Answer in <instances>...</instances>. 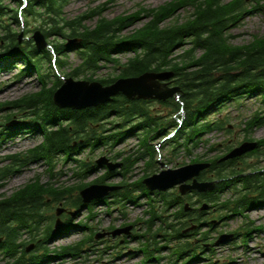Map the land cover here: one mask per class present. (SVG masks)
I'll list each match as a JSON object with an SVG mask.
<instances>
[{
    "label": "trees",
    "instance_id": "1",
    "mask_svg": "<svg viewBox=\"0 0 264 264\" xmlns=\"http://www.w3.org/2000/svg\"><path fill=\"white\" fill-rule=\"evenodd\" d=\"M68 1L0 0V68H7L16 60H21L25 68L18 76L24 72H32L39 82L36 91L1 103L0 110L8 107L15 111L22 117L15 125L29 127L41 138L37 145L24 153L8 156L11 163L0 169V180L18 172L29 161H44L53 170L60 159L74 165V176L85 177L99 166L93 161L80 158L84 150L88 149L92 154L96 149L113 146L136 132L140 139L137 155L123 160L122 174H126L137 161L146 157L148 170L156 162L155 151L151 145L154 136L166 137L170 131H174L171 140L167 142L171 152L176 154L182 150L189 153L199 144L202 135L215 130L230 132L227 119H222L220 115L211 119V115L220 113L227 104L240 103L241 100L253 97L264 103V31L253 34L247 43L241 45L231 42L233 35L230 32L248 14L258 13L264 23V0H171L151 9L140 8L136 15H121L112 19L101 16L98 10L68 19L65 14ZM114 1L116 0L108 2ZM182 10H186V15H181ZM141 14L144 16L140 18ZM97 15L100 17L95 25L85 24L88 19ZM136 19L145 21L140 27L124 34L126 28L129 29ZM29 20L39 22L35 30H41L48 45L38 48L31 39L19 41V33L13 26H25V34H28L31 31L28 28ZM53 38L55 42H51ZM75 38L80 39L77 44H67L68 39ZM69 49L76 50L79 62L75 66L68 62ZM125 52H131L132 55L126 61H121L119 55ZM51 61L58 68L55 74L48 72L51 67L47 63ZM109 64L113 65L115 74L94 78L100 69ZM162 70H172L174 75L171 82L180 88L178 99L172 96L159 101L169 110L166 115L154 113L150 100H130L121 94L106 103L78 110L58 108L52 100L54 90L68 76L97 80L107 85L119 77ZM12 117L14 115L10 113L6 119L10 120ZM112 118L121 122L120 128L114 132H111L113 127H107L113 124ZM263 123L264 117H259V113L255 112L245 123L244 130L250 134L253 126ZM250 138L249 135L244 137ZM259 144L264 156V138L259 140ZM230 147L226 143L222 145L223 149ZM215 148H218L217 144L211 145L210 149ZM259 156L256 155L257 158ZM200 160L202 158L197 157L191 162ZM207 161L211 163L208 171L213 172L216 178L228 168L231 175L238 172L235 159L219 162L218 157H214ZM243 166L245 170L250 162L245 161ZM117 173L106 170L104 175L92 182L105 183ZM236 181L241 182L242 186L231 187V194L223 201L222 193H217L220 182L213 191L202 195V200L219 212V218L245 215L248 209L264 205L263 177H256L253 185L258 188V193H251L252 180L249 174L238 175L234 179ZM86 185L87 183L56 186L52 182L41 183L39 177H36L11 195L1 197L0 264H40L44 259L53 256L52 253L61 257L78 258L84 252L90 251L89 247L94 246V229L90 236L75 243L54 248L48 246L54 237V204L59 202L68 209H75L76 217L83 209L92 217L93 205L101 202L111 206L122 201H135L138 197L133 192L139 189L141 195L148 196L151 201V209L146 211L150 214L146 221L150 238L141 247L146 255V260L141 264L152 260L154 252L164 248L157 246L159 232L165 231L161 234L166 242L184 237L206 241L214 227L211 218L203 217V213H186L183 205L186 199L178 192L154 193L164 203L162 212L159 213L153 205L155 200L150 197L151 193L143 185L142 179L130 184L122 182L121 189L113 191L104 200L88 205L82 202L78 193ZM173 208V212L169 213ZM215 214L213 218L217 217ZM65 217L60 234L85 225L73 223L76 217ZM156 220H160L161 226L151 234ZM192 224H197L196 229L189 234H183L182 229ZM241 229L247 239L257 228L252 222H247ZM169 230L170 233L166 232ZM24 232L36 243L35 250L41 249L42 254H27L26 242L21 241ZM234 234L237 235L235 231ZM141 237H145V234L135 238ZM208 244L215 245L213 242ZM151 245L156 246L151 248ZM203 247L202 245L201 248ZM189 253L192 259L199 255L189 242L180 243L172 249L176 260Z\"/></svg>",
    "mask_w": 264,
    "mask_h": 264
},
{
    "label": "rangeland",
    "instance_id": "2",
    "mask_svg": "<svg viewBox=\"0 0 264 264\" xmlns=\"http://www.w3.org/2000/svg\"><path fill=\"white\" fill-rule=\"evenodd\" d=\"M108 1L109 0H69L68 5L65 8L66 17L72 19L78 15L98 10L100 11L101 16L107 19H112L121 15H136L140 8L151 9L171 0ZM180 13L181 15H186V10H182ZM143 16L144 14H141L140 18ZM99 17L100 15H97L95 18L88 19L85 24L87 26H93L96 24ZM135 21L136 22L132 24L129 29L126 28L124 34L128 33L133 28L140 27L145 20L136 19ZM38 25L39 22H30L28 28L31 31L28 32V34H25V31L27 30L25 26L13 27L19 35L22 33L21 42L27 39H31V42H33L31 36L33 30H35ZM263 31L264 23L262 22L260 15L258 13L248 14L243 20H241L239 25L235 26L230 31L233 35L231 42L237 45L245 44L251 39L253 34H261ZM53 40L54 38L51 39V42H53ZM64 41H66V39ZM67 55L69 64L75 66L79 62L76 56V50H67ZM131 55V52H125L120 54L119 57L121 58V61H126ZM47 66L51 67L48 69L49 73L51 72L52 74H55L58 72V68L53 66L52 61L48 62ZM112 67V64L104 66L98 71L94 78L106 77L110 73L115 74ZM23 68H25V64L21 60H16L7 68H0V104L38 89L39 82L34 73L24 72L21 76H18ZM65 72L67 71L65 70ZM171 85L174 84L172 83ZM150 101L152 102L150 105L154 113H164L163 115L168 114L169 110L165 109L159 101ZM255 112L259 113V117H264V103H262V100L255 99V97L241 100L240 103L232 102L227 104L220 113L211 115V119H216L218 115H220L222 119H227V125L230 132L215 130L202 135L199 139V144L196 147H193L189 153L182 150L176 154L171 152V148L167 142L171 140L174 132L173 134H167L166 137L154 136L151 140V145L155 151L156 162L148 170H146V162L148 161V157H146L145 159L137 161L133 167L126 172V174H122V167L117 171H114L115 173H118L111 178H108L105 183H134L143 177L158 173L162 169L160 163L166 165L164 169H173L192 163L191 160L193 158L201 157L202 160H207L220 156L222 154L223 144L226 143L229 146H234L240 143L247 135L253 139L264 138V123L253 126L250 130V134L244 130L246 127L245 123L249 121ZM10 113L14 115V117H12L11 120H7L6 117ZM167 117L169 116L167 115ZM21 118L20 115L15 111L10 110L8 107L0 110V169L11 163L8 156L24 153L26 150L37 145L41 140L40 136L29 127H23L20 125L7 127V124L10 121ZM111 122L113 123L112 125H107L109 128L113 127L111 132L120 128L121 122L118 119L112 118ZM137 133L138 132L121 139L119 142L113 144V146L97 149L93 154L86 149L80 155V158L89 162H94L95 159L104 155L110 159L116 158V160L113 161L123 162L128 156L137 155L136 149L138 148L140 140ZM214 144H218L219 147L210 149L211 145ZM246 161L250 162L248 159ZM257 161L258 160H256V162ZM73 167L74 165L70 161L64 162L62 159L55 164L53 170H50L48 164L44 161H29V163L18 172L0 180V183H2V186L0 187V198L11 195L30 181H33L36 177H39L41 183L52 182L56 186H74L79 183H91L95 179L104 175L106 171L105 168H97L87 173L85 177H76L73 174ZM174 191V189H171L165 193H174ZM133 193L138 197L134 202L123 201L122 205L111 204L110 207L106 204H97L93 207L92 217H90L87 210L81 212L78 218L73 216L72 218L76 217L73 223H83L85 225L52 238L48 246L54 248L75 243L84 237L90 236L93 229L95 233H101L103 231L132 225L133 227L129 236L119 234L115 237L103 236L94 238V246L89 247V245H87L86 248L89 247L90 251L84 252L81 257H61L60 255L52 253L53 256L44 259L40 264H141L144 262L146 260V255L141 251V247L148 242L146 239L150 238L146 224V221L150 218V214L146 213V211L150 209L149 197L142 196L139 189H136ZM229 195L230 193H226L222 196V199H227ZM151 197L156 200L153 204L156 205V210L161 213L164 203L160 196L151 195ZM110 200L114 199L112 198ZM59 203L54 204V210L56 207L63 206L61 205L62 202ZM171 212H173V210L169 213ZM65 216V213L61 216L64 221L66 218ZM247 222H252L254 226H264V208L263 210L246 212L245 215H237L215 224L208 234L209 239L206 241H197L193 237H184L180 240L166 242L163 239V234H161L165 231H161L158 233L156 242L157 246H163L164 248H161V251L159 252H154L152 260L143 264H264V230H254L246 239L240 228ZM154 223L155 224L150 232L151 234L156 232L161 226L160 220H156ZM111 226L114 228L111 229ZM61 230H63V228ZM234 231L237 233L234 239L225 243H217L213 246L208 244L212 242L214 244L221 234ZM166 232L170 233L171 230ZM141 234H145V237L138 239L135 238ZM21 241L26 242L25 247L31 243H35L29 239V235L26 232L23 233ZM186 242L192 244L196 249V252L199 254L198 257L193 260L189 257L191 256L189 253L176 260V257L172 255V249L176 245ZM202 245L204 246L203 248H201ZM154 246L151 245V248ZM35 249L36 248L33 246L31 251L27 252V254L36 252H38L37 254L43 253L41 249L38 251ZM1 255L2 254L0 253V257Z\"/></svg>",
    "mask_w": 264,
    "mask_h": 264
},
{
    "label": "water",
    "instance_id": "3",
    "mask_svg": "<svg viewBox=\"0 0 264 264\" xmlns=\"http://www.w3.org/2000/svg\"><path fill=\"white\" fill-rule=\"evenodd\" d=\"M22 33L19 35L21 42ZM32 39L36 47L42 48L47 45L45 37L40 30H35ZM80 41L79 38L68 39V45H75ZM174 73L172 70L146 71L136 76L119 77L111 84L103 85L99 81H89L84 79H75L67 77L64 82L54 91L53 103L60 108L83 109L86 107L97 106L110 101L114 96L121 94L127 99H156L165 100L176 95L180 88L171 85V79ZM15 122H9L12 125ZM256 141H244L240 145L231 149L221 160L242 156L243 154L255 149ZM100 167L105 166L109 171L115 170L122 165L121 162H112L107 157L101 156L95 160ZM209 162H195L186 164L177 168H166L160 170L143 179V184L149 191H166L178 186L181 194L192 190L204 192L214 188L213 181H199L197 177L200 172L209 167ZM165 164L161 163V167ZM190 181V182H188ZM120 189L119 185H110L105 183H92L83 187L79 195L84 204L94 200L103 199L111 192ZM188 206V205H186ZM208 205L204 203L201 209H206ZM187 209V208H186ZM66 211L64 207H57V218L54 222V232L58 234L62 228L63 220L60 215ZM71 216L75 215L74 211H69ZM131 226L114 229L108 232H102L96 235V238L105 235L116 236L119 234H129ZM194 228V227H192ZM232 238V234H223L219 237L218 242L223 243ZM31 244L26 250L32 248Z\"/></svg>",
    "mask_w": 264,
    "mask_h": 264
},
{
    "label": "flooded vegetation",
    "instance_id": "4",
    "mask_svg": "<svg viewBox=\"0 0 264 264\" xmlns=\"http://www.w3.org/2000/svg\"><path fill=\"white\" fill-rule=\"evenodd\" d=\"M257 140H260V139H257ZM260 153H261V150L255 152V153H252L251 155L246 154L245 156H243L241 158H237V160H235V164L237 165L236 170L238 171L237 173H234L231 175V173L229 172L230 170L228 168L226 170V172L223 170L222 175L220 174V176L218 178L215 177V174L213 172L209 171L206 173H201V175L199 176L198 179L200 181L215 180L216 182H220V188H218L217 193H228L229 189H231V187H234V185L242 186L241 182H239V181L234 182V179L238 175L242 176L245 174H249L250 178L252 180V182H251V189H252L251 193H258V188L254 187L253 185H255L256 177H263L264 178V157L260 156L261 158H258V159L256 158V155L257 154L259 155ZM223 154H225V153H223ZM247 159L250 161V166L248 168H245V170H243V168H244L243 163ZM256 160H258V161L256 162ZM222 166H224V165H222ZM259 189H261V187ZM176 190H178V189L176 188ZM206 193L207 192L202 193L201 195H197L196 193L191 192L190 194L185 195V197L187 199H189V203L194 204L193 206L191 205V207H192L191 211L192 212H196V210H193V209L200 207L201 203H203L202 195H205ZM259 193H261V192L259 191ZM190 198H191V200H190ZM208 211L209 210H206L205 213L202 214L203 217L207 216ZM220 222H222V221H220Z\"/></svg>",
    "mask_w": 264,
    "mask_h": 264
}]
</instances>
